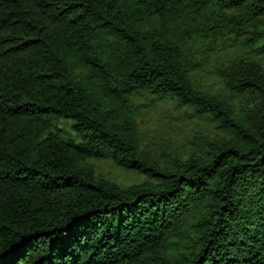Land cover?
<instances>
[{"label": "trees", "instance_id": "trees-1", "mask_svg": "<svg viewBox=\"0 0 264 264\" xmlns=\"http://www.w3.org/2000/svg\"><path fill=\"white\" fill-rule=\"evenodd\" d=\"M146 96L210 136L149 145ZM0 264H264V0H0Z\"/></svg>", "mask_w": 264, "mask_h": 264}, {"label": "rangeland", "instance_id": "rangeland-1", "mask_svg": "<svg viewBox=\"0 0 264 264\" xmlns=\"http://www.w3.org/2000/svg\"><path fill=\"white\" fill-rule=\"evenodd\" d=\"M135 104L141 109L138 119L147 143L167 155H188L196 142L210 136L214 127L212 122L190 118L185 109L173 102L155 103L150 96H146L136 99ZM56 125L64 137L80 140L71 120L61 119ZM91 162L99 175L121 186L139 183L146 178L144 174L122 167L111 158H93Z\"/></svg>", "mask_w": 264, "mask_h": 264}]
</instances>
